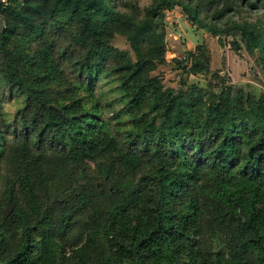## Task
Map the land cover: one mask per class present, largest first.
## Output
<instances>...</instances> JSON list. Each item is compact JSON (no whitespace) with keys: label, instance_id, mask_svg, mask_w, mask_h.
<instances>
[{"label":"trees","instance_id":"trees-1","mask_svg":"<svg viewBox=\"0 0 264 264\" xmlns=\"http://www.w3.org/2000/svg\"><path fill=\"white\" fill-rule=\"evenodd\" d=\"M111 1L0 0V118L3 88L23 102L0 124V264H264V94L220 78L217 92L164 88L153 75L166 61L164 12L181 5L199 22L194 0L157 1L143 18ZM240 1L264 12V0ZM232 30L264 68L257 28ZM176 63L208 71L194 52ZM106 77L121 129L93 96Z\"/></svg>","mask_w":264,"mask_h":264},{"label":"rangeland","instance_id":"rangeland-1","mask_svg":"<svg viewBox=\"0 0 264 264\" xmlns=\"http://www.w3.org/2000/svg\"><path fill=\"white\" fill-rule=\"evenodd\" d=\"M160 0H116L111 1L112 5L122 13L132 15L136 18H143L144 10L151 7ZM177 4L186 5L188 0H165ZM194 0L193 6L197 7V18L199 22H192L188 19L187 13L181 5L164 12L163 27L166 33V55L165 65L156 68L153 75L161 80L164 88L178 89L182 86L198 85L207 87L209 84L217 92L220 88V79H223L233 86L234 89L244 94H251L258 97L264 94V68L260 63L258 53L253 50L251 53L247 48L250 43L244 40L236 30L235 25H247L257 28L261 40H264V12H254L245 7L240 0ZM230 9L222 19L216 16L225 9ZM1 19V18H0ZM214 24L223 32L214 37L207 27ZM112 45L119 51H130L129 44L124 37L115 36ZM198 49V50H196ZM201 49V50H200ZM188 52L196 53L208 71L202 75L186 74L179 69L176 61L183 60ZM67 77L72 76L68 67H65ZM62 85L53 84L49 90L53 98L61 100L59 94ZM3 105L2 120L12 123L21 110L23 102L18 93L2 89ZM80 96L85 99L83 93ZM94 99L98 100L101 108V115L111 123L112 128H122L114 121V113L122 111L123 104L120 103V95L117 92V83L112 77L104 78L93 93ZM87 101V99H86ZM69 99L65 100V103ZM95 101L88 104L87 107ZM120 122H127V117L122 116Z\"/></svg>","mask_w":264,"mask_h":264},{"label":"water","instance_id":"water-1","mask_svg":"<svg viewBox=\"0 0 264 264\" xmlns=\"http://www.w3.org/2000/svg\"><path fill=\"white\" fill-rule=\"evenodd\" d=\"M4 29V24L2 19H0V32ZM13 208L11 206V204L8 202L6 207L3 209L2 211V218L6 219L12 212Z\"/></svg>","mask_w":264,"mask_h":264},{"label":"crops","instance_id":"crops-1","mask_svg":"<svg viewBox=\"0 0 264 264\" xmlns=\"http://www.w3.org/2000/svg\"><path fill=\"white\" fill-rule=\"evenodd\" d=\"M164 65H165V63H164Z\"/></svg>","mask_w":264,"mask_h":264}]
</instances>
